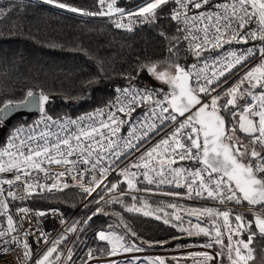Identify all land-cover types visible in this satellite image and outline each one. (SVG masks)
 Masks as SVG:
<instances>
[{
    "label": "snow or ice",
    "instance_id": "snow-or-ice-1",
    "mask_svg": "<svg viewBox=\"0 0 264 264\" xmlns=\"http://www.w3.org/2000/svg\"><path fill=\"white\" fill-rule=\"evenodd\" d=\"M44 3L85 16L119 14L120 20L127 17L128 23L117 22L116 27L129 31L132 30L134 18L154 22L158 18V10L171 4L170 19L176 22V31L180 35L173 38L174 43L169 51L174 48L178 50L182 39L188 42V50L198 62L205 52L217 51L226 44H251L239 53L228 51L222 59L214 58L211 66L206 62L207 57H204L203 67H199L198 63H174L159 70L157 63L141 65V70L170 85L171 92L155 98V89L146 86L137 90L130 82L128 88L118 90L129 99L125 104L117 97L120 106L116 111L105 113V109H97L86 117L61 121L48 115L46 106L50 103V94L43 90L37 92L29 88L22 99L0 100V126L18 109H36L41 114L26 137H21L24 126L16 127L6 146L0 147V174L12 175V178L0 176V216L7 219V228L0 229V254L15 251L10 246L16 245L22 249L21 264H56L60 256L56 255L55 259L53 256L58 252L61 241H53V246L33 260L32 248L27 240H20L13 215L9 214L10 200L23 201L34 196L43 197L46 192L63 191L69 187L64 181L68 176L86 194L85 198L91 197L84 207L89 208L92 203L97 205L85 218L87 222L97 214H107L99 206L101 202H115L106 200L107 194H129L121 188L120 181L112 183L108 180L109 174L118 170L128 190L140 191L137 184L139 177H142L149 185L175 184L177 188L185 187L189 198L193 194L196 197L206 194L207 198L222 204L232 202L240 206L230 211L212 208L192 210L189 213L192 216L212 218V228L197 224L193 226L194 231L181 230L189 236H209L211 242L202 245L205 248L220 245L221 250L213 254H191L194 264H212L213 261L222 264L225 253L229 264H249L258 248L264 250V245L253 247L258 237L264 239V0H143L136 9L127 11L115 6L116 0H98V12L82 10L60 0H44ZM11 11L10 8L0 7V19L6 18ZM257 57L259 63L253 64ZM209 68L211 75L206 73ZM234 69L236 72L247 70L237 77V82L224 89L222 86L228 84V76L236 75ZM221 77L224 79L221 80ZM221 92L227 97L223 103L220 102ZM239 100H245V103L238 106ZM146 103L152 107L145 117H154L155 120L140 122L139 129L132 124L131 131L126 136L121 135L126 120L117 113L133 119L132 113L137 108L143 111ZM105 115L106 119H101L97 124L95 117ZM85 119L93 123L85 125ZM40 124L44 125V129L37 132ZM170 126L169 133L165 129ZM53 127L59 131H53ZM237 132L243 133L248 142L244 143V139L237 137ZM161 133L163 136L155 146L141 152L139 158L135 159L143 144ZM124 160H128V163L120 168ZM184 160L193 161L198 167L191 171L184 167H173ZM53 166L60 170L53 171ZM40 173L45 182H42ZM89 174L91 180H86ZM49 180L52 182L47 183ZM97 189H102L105 195H101ZM132 199L136 200L137 197L133 196ZM126 210L140 212L143 209L133 204ZM18 211L26 216L30 209L21 207ZM233 212L237 213L234 217ZM143 214L147 216L151 213L143 211ZM35 215L45 216L46 213L39 211ZM247 215H252L253 219L247 220ZM220 217L223 218L222 225L216 223ZM176 219L180 220L181 217L177 215ZM231 219L236 222L234 226ZM222 227L225 229L223 232ZM12 233L16 235H10ZM24 235L30 233L25 232ZM245 235L246 239L243 238ZM225 236L227 244L224 243ZM98 239L111 245L105 250L109 256H116L121 251L129 253L141 250L135 244H125L124 236L115 232L101 230ZM197 256L202 260H195ZM88 258L94 259L91 249ZM67 259H72L71 250ZM148 264L166 262L157 258L149 260Z\"/></svg>",
    "mask_w": 264,
    "mask_h": 264
},
{
    "label": "trees",
    "instance_id": "trees-1",
    "mask_svg": "<svg viewBox=\"0 0 264 264\" xmlns=\"http://www.w3.org/2000/svg\"><path fill=\"white\" fill-rule=\"evenodd\" d=\"M60 2L89 12L100 11L98 0ZM141 3L143 0L126 2L125 10ZM0 7L12 9L6 18L0 19V100L22 99L29 88L37 92L43 90L50 94L47 113L55 117L78 116L103 107L116 98L119 88L129 87L130 82L135 88L143 89L147 86L153 89L147 83L149 73L141 70V65H190L193 60V55L188 50V42L182 39L178 50L174 48L169 51L174 43L173 38L180 35L176 31V22L170 19V8L173 7L171 4L158 10V18L154 22H142L140 18H134L135 22L130 31L116 27L120 18L107 15L85 16L46 4L44 0H0ZM124 23H128L127 19ZM250 44H237V48L243 50ZM246 70H233L236 75L228 76L231 81L224 89L237 82V77ZM154 89L157 92L156 97L162 94L160 89ZM19 123L26 122L21 118L14 119L0 137V147H3L9 133ZM236 135L244 139V143L248 142L243 133L237 132ZM177 164H183L192 170L198 167L189 160L179 161ZM139 180L137 188L143 194L126 195L118 197V200L114 198L111 199L115 201L112 203L102 202L99 206L107 214H97L91 220L82 222L72 243V259H66L64 264H84L88 260L90 249L93 256H107L105 250L110 246L98 239L101 230H114L124 236L128 244L135 243L145 249H178L209 243V236H189L182 231L181 229L188 228L190 224L193 229L194 223H185L184 218L177 220L175 215L186 213L187 210L213 208L210 204L169 200L165 198L168 192L177 191L180 197L185 196V187L155 183L149 185L142 177ZM124 186L127 187L125 183ZM99 193L105 194L103 190ZM152 193L160 195L151 196ZM133 196L137 199L133 200ZM85 197L83 191L70 188L57 195L44 194L43 197L17 200L12 205H27L32 210L58 208L66 217H70L82 206L74 223L84 214L91 215V209L96 208L94 203L85 208L84 205L91 200ZM133 204L138 208H146L153 214L145 216L143 210L127 211L126 207ZM246 219L252 220L253 216L247 215ZM204 220L212 228V218ZM216 223L222 225L220 219ZM221 231H224L223 227ZM61 240L66 242L68 237L63 235ZM257 241L264 245V239L258 237ZM224 243L227 244L226 236ZM211 249L214 252L221 250L220 245L216 244ZM63 250L61 245L58 246V252L53 259L56 255L61 257ZM167 262L194 264V259L170 257ZM222 264H229L226 253Z\"/></svg>",
    "mask_w": 264,
    "mask_h": 264
},
{
    "label": "built area",
    "instance_id": "built-area-1",
    "mask_svg": "<svg viewBox=\"0 0 264 264\" xmlns=\"http://www.w3.org/2000/svg\"><path fill=\"white\" fill-rule=\"evenodd\" d=\"M128 21V18H127ZM118 22H123L124 20H119ZM189 47V45H188ZM228 51H236L237 53H239L241 50L239 48H237V44L233 43L231 45H224L223 48L218 49L217 51L214 52H205L201 58V60L198 62L197 59L193 56V60L190 63H198L199 67H203L204 64V57H207V63L209 64V66H211L214 62V58L215 59H222L224 56H226ZM192 54V53H191ZM259 62V57L254 60L252 63H256ZM251 66V65H249ZM235 70V69H234ZM245 70V69H243ZM207 75H211V69L209 68L208 70H206ZM227 75V74H226ZM224 78L221 77V80H223ZM231 80H228V83ZM227 86V84H224L222 87L225 88ZM124 88H128V87H123V88H119L118 90L124 89ZM135 88V87H134ZM137 90H139L140 88H137ZM142 89V88H141ZM218 91H220V89H218ZM213 95H215V93H213ZM120 97V101L123 103H127L129 97H126L121 91L117 92L116 98ZM116 98L110 102L109 104L103 106V107H99L97 109H105V113H107L109 110L111 111H116V109L120 106L119 103H117ZM109 105H113L111 108H106V106ZM144 104L143 105V111H141L140 108H137L136 112L132 113V117L133 119H129L128 117L124 116V114L122 113H117V115L126 120V123L122 126V130H121V135L126 136L127 133L129 131H131V125L135 124V126L139 129L140 127V122H152L155 120L154 117H145V113H147L150 109V107H152V105H147ZM147 107V108H146ZM92 110L90 112H85L82 113L78 116H63V117H55L51 114H48L50 116H52L54 119H59L61 121L71 118V119H78L80 117H86L88 114H94L96 112V110ZM157 111H159V109H157ZM40 113H38L34 118H31L28 122L26 123H19L16 126L13 127V129L11 130V132L9 133V135L7 136V139L5 141V144L3 146H6L7 141L10 137V135L12 134V132L14 131V129L16 127L19 126H24V132L21 134V137L24 138L28 135L29 129L31 127L35 126V122L38 121L40 119ZM101 119H106V115L105 116H97L95 117V121L98 124V122ZM156 123H159V121H155ZM85 125L93 123V121L91 120H87L85 119L83 122ZM72 128H74V126H72ZM44 129V125L40 124L39 127L36 128V131L39 132L41 130ZM53 131H59L58 128L53 127L52 129ZM71 130V129H70ZM165 131L167 132H171V126L167 129H165ZM161 136H163V133H161L158 136H155L153 140L151 141H146L143 146L140 149V152H137L135 154V159H138L141 152H144L145 150H149L151 147H153L160 139ZM135 142V141H134ZM133 162H135L133 160ZM179 162V161H178ZM128 163V160H124L123 163L120 164V168H123L125 166V164ZM60 169L58 167L53 166V171H59ZM132 171H137L136 169H131ZM42 178V182L43 181V174L40 173L39 174ZM0 176H4L6 178H12L11 173L8 174H0ZM140 178V177H139ZM86 180H91V174H89L88 176H86ZM108 180H112V183H116L117 181L121 182V188L125 191L128 192V195H137V194H143L140 191H136V190H128L126 186H124V183L126 184V182H124V178L123 176H120L118 173V170L116 172H111L108 176ZM64 181L69 185V187L64 188L63 191L73 188V189H77V190H81L78 186H76L75 181H73L70 177L66 176L64 178ZM47 183H51L52 181H46ZM127 185V184H126ZM6 189L8 188L7 185L4 186ZM16 191H22V189H15ZM102 189H97V191H101ZM63 191H53V192H46L44 194L47 195H57ZM185 192V196L184 198H182L183 201L186 202H199V203H206V204H210V205H216L218 204V201H209L210 198H207L206 194L204 196H200V197H196L194 194L191 198H189L188 194H187V188L184 189ZM96 193H93V195H95ZM105 195V194H104ZM151 196H156V195H160V194H150ZM126 196V195H124ZM107 198L109 199H114L117 197H122L120 195L119 192L117 193H112V194H107L106 195ZM105 197V198H106ZM173 199L175 200H180V196L179 195H172L171 196ZM32 198V197H31ZM28 198V199H31ZM91 198V197H88ZM25 199V200H28ZM17 201V200H15ZM209 201V202H208ZM14 201L10 200V206H9V214L13 215V219L14 222L16 223L17 226V230L19 232V238L21 241L23 240H27V242L29 243L30 247L32 248V255H33V260H35L36 258H38L39 256H41L49 247L53 246V241H61L59 243L58 246H64L66 247V249H69L72 241H74V239L76 238L78 231L80 229V226L84 220V217L80 218V221L78 222L77 226L74 227L75 231H70L69 228L71 227L73 221L75 220L76 215L78 214V212L80 211L81 207L74 213L72 214L70 217H66L62 214V212L58 209V208H49V209H41V210H32L31 208H29L27 205H20L18 207H13L12 203ZM21 207H26L30 209V212L28 215H23L21 213H19L18 209ZM240 206H236V205H225L224 203V211L225 210H232L235 208H238ZM55 209L56 211L53 212L52 210ZM39 211H44L46 213L45 216H38L35 215V213L39 212ZM88 214V213H87ZM237 214L235 212L232 213V216L234 217V215ZM87 216V215H86ZM221 220L223 222V218L221 217ZM231 223L233 224V226L235 225V220L231 219ZM7 228V219L6 216H0V229H6ZM22 228V231H21ZM225 231V229H224ZM30 233V235L25 236L24 233ZM10 235H16V233H12ZM63 235H66L69 239V241L66 242H62L61 238ZM10 238V237H7ZM246 239V235L243 237ZM234 239H236V237H234ZM46 241V242H45ZM10 247H14L15 251L6 253V254H0V264H21V259H22V249L16 245H11ZM18 256L20 257V259H18ZM29 264H31V262H29Z\"/></svg>",
    "mask_w": 264,
    "mask_h": 264
},
{
    "label": "rangeland",
    "instance_id": "rangeland-1",
    "mask_svg": "<svg viewBox=\"0 0 264 264\" xmlns=\"http://www.w3.org/2000/svg\"><path fill=\"white\" fill-rule=\"evenodd\" d=\"M122 1V3L120 4L119 2ZM129 1H134V0H116V4L115 6L116 7H120V8H123V9H126L127 5L125 4L126 2H129ZM124 3V4H123ZM139 6L138 5H134L132 7H128L130 9H127V10H133V9H136L137 7ZM126 10V11H127ZM116 18H119V14H114L112 15ZM127 17L124 18V20H126ZM259 62H256L255 64H258ZM165 68H167L166 66H160L159 67V70H164ZM146 81H147V78H146ZM148 86H150L151 88H156V89H160L161 90V95L157 96L156 98H160L164 93H169L171 92V87L170 85L168 84H165V83H162L161 81L155 79L153 76H151L150 74L148 75ZM245 87H247V85H245ZM255 91V90H253ZM221 96H222V99L220 102L223 103L224 99H227V97H225L223 95V92H221ZM245 99H247V97H245ZM245 103V100H239L238 101V106L239 105H243ZM155 146V145H154ZM173 167H184V168H187L189 169L190 171L192 169L186 167L185 165L183 164H174ZM169 179H171V177H169ZM146 182V181H145ZM183 178H181V183H183ZM147 184V183H146ZM168 186H175V184H167ZM176 187V186H175ZM169 193H178L177 191H173V192H168L165 196V198H168L169 200H173V201H179V202H186V201H183L182 198H184V195L183 197H179L180 200H175L173 199L171 196L174 195V194H169ZM104 195V194H103ZM176 196V195H175ZM109 199L106 197V200ZM213 199L210 198V201H212ZM215 201H218V200H215ZM209 202V201H208ZM102 203V202H101ZM225 205H231L229 203H225ZM95 206L97 207V205L95 204ZM210 206V205H209ZM211 207H213L212 209L214 210H219V211H224V203H220L218 201V204L216 205H211ZM95 208V207H93ZM200 210H203V208H201ZM143 211H148L146 208L143 209ZM192 210H187L185 211L186 213H182L180 212L179 215L181 218H184L185 219V223H188L189 221H193L194 224H192L193 226L194 225H197L199 224L201 227H207V228H210L208 226L207 223H205V218H208L206 216H192L190 215L189 213L191 212ZM150 212V210H149ZM151 214H153L151 212ZM175 215V216H177ZM88 216V215H87ZM86 214H84V220L85 221V218L87 217ZM82 218V217H81ZM220 219V222L221 224L223 223L222 220H221V217L218 218ZM80 221V219H78L76 222H74L71 227L69 228L70 231H72V229L74 227L77 226L78 222ZM190 224V223H188ZM189 227L186 228L185 225V229H191V230H195L194 227L193 229L191 228V224L188 225ZM211 229V228H210ZM106 233L108 232H115L116 234L120 235L118 232L114 231V230H104ZM69 241V239L66 241V243ZM63 242V240H62ZM125 244L127 245H132V244H128L125 240L123 241ZM209 242H211V240H209ZM73 243V241H72ZM72 243L69 247V249H66V247L62 246L63 247V253L61 255V259L59 261L58 264H64L65 260L67 259L68 257V254H69V250H71V247H72ZM135 244V243H133ZM206 244V243H205ZM136 245V244H135ZM202 245H204V243H199V244H196V245H189V246H185V247H182V248H178V249H145V248H142L140 247L139 245V248L141 250H143L144 252L140 253L139 255H135L136 257H131L130 260L127 259V257L125 256L124 252L121 251L119 252L116 256H103V257H99V256H93L94 259H89L87 260V264H148V261L149 260H155L157 258H162L165 260L166 264H168L167 262V258H170V257H178V258H192V255L191 254H194V253H198V252H208V251H203L204 249H207V250H212L211 248H205L203 247ZM257 245H263L262 243L256 241L254 242L253 244V247H257ZM111 247V245H109ZM213 251V250H212ZM151 253H159L160 256H153ZM209 254H213V253H216V252H208ZM148 254V255H147ZM147 256V257H146ZM139 257V258H138ZM156 257V258H155ZM135 258V259H134ZM198 258H202V257H195V259H198ZM130 261V262H129ZM85 264V263H84ZM212 264H218L217 261H213ZM249 264H264V251L263 250H260L259 248L257 249V251L255 252V258L253 260H251L249 262Z\"/></svg>",
    "mask_w": 264,
    "mask_h": 264
},
{
    "label": "water",
    "instance_id": "water-1",
    "mask_svg": "<svg viewBox=\"0 0 264 264\" xmlns=\"http://www.w3.org/2000/svg\"><path fill=\"white\" fill-rule=\"evenodd\" d=\"M38 110L36 109H18L15 114L12 115V117L10 119H8L3 126H0V137L2 135H4V133L6 132V129L9 125H11L12 121L14 119H22L25 122H28L34 115L38 114ZM203 251H208L213 253L214 251L212 250H207L204 249Z\"/></svg>",
    "mask_w": 264,
    "mask_h": 264
},
{
    "label": "bare ground",
    "instance_id": "bare-ground-1",
    "mask_svg": "<svg viewBox=\"0 0 264 264\" xmlns=\"http://www.w3.org/2000/svg\"><path fill=\"white\" fill-rule=\"evenodd\" d=\"M143 253L144 251L143 250H140V251H133V252H129V253H125L124 252V254H125V256L127 257V259H129L130 260V258L131 257H136L135 255H139L140 253ZM153 256H160V254L159 253H151ZM148 255V254H147ZM147 257V256H146ZM155 257V258H156ZM139 258V257H138ZM135 259V258H134ZM130 262V261H129ZM135 264V263H134Z\"/></svg>",
    "mask_w": 264,
    "mask_h": 264
}]
</instances>
